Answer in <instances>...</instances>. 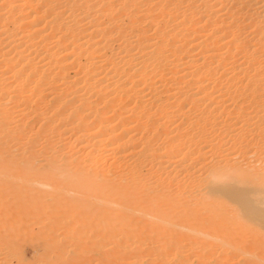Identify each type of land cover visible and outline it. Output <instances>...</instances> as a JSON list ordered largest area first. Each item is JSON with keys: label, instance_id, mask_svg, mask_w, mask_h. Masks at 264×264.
Listing matches in <instances>:
<instances>
[{"label": "bare ground", "instance_id": "obj_1", "mask_svg": "<svg viewBox=\"0 0 264 264\" xmlns=\"http://www.w3.org/2000/svg\"><path fill=\"white\" fill-rule=\"evenodd\" d=\"M0 264H264V0H0Z\"/></svg>", "mask_w": 264, "mask_h": 264}, {"label": "rangeland", "instance_id": "obj_2", "mask_svg": "<svg viewBox=\"0 0 264 264\" xmlns=\"http://www.w3.org/2000/svg\"><path fill=\"white\" fill-rule=\"evenodd\" d=\"M40 165L42 164L41 162L39 163ZM27 244V243H26ZM24 245V247H23V249H24V253H25V255H26V257H28V259L29 258H31L30 260H32V258H33V256H34V253L32 252V250L31 249H34L33 247H35V249H36V247H37V251L39 252V250H40V246L38 245V244H36V243H34V242H32V246H30L29 245V243H28V245ZM39 247V248H38ZM26 249V250H25ZM36 251V252H37ZM31 252V253H30Z\"/></svg>", "mask_w": 264, "mask_h": 264}]
</instances>
